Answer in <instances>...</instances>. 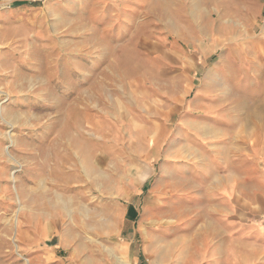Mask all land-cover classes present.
<instances>
[{
	"label": "rangeland",
	"instance_id": "1",
	"mask_svg": "<svg viewBox=\"0 0 264 264\" xmlns=\"http://www.w3.org/2000/svg\"><path fill=\"white\" fill-rule=\"evenodd\" d=\"M33 1L0 0V234L7 237L0 264L27 259L18 258L12 239L22 222L43 221L45 209L89 231L100 226V192L114 212L133 204L141 217L203 215L186 176L175 174L210 153L195 148L188 126L211 121L217 129L241 118L235 94L251 91L264 0H189L162 32L153 4L143 15L108 21ZM258 88L255 109L264 80ZM196 130L202 136L204 128Z\"/></svg>",
	"mask_w": 264,
	"mask_h": 264
},
{
	"label": "crops",
	"instance_id": "2",
	"mask_svg": "<svg viewBox=\"0 0 264 264\" xmlns=\"http://www.w3.org/2000/svg\"><path fill=\"white\" fill-rule=\"evenodd\" d=\"M63 1L52 5L71 6L72 11H93L108 21L116 15H143L153 4L155 22L162 32L164 25L175 23V12L185 8L189 0ZM23 5L26 4L17 7ZM15 12L22 13L16 9ZM59 15L61 18L62 13ZM112 28L111 24L106 26L107 30ZM262 45L264 41L254 40L250 94H235L233 110L242 113L241 118L221 121L217 129L211 121H202L203 125L194 120L189 123L195 146H202L204 151L209 148L210 153L201 159L194 155L190 166L175 174L185 175L187 192L206 205L203 215L141 217L133 204L117 206L114 212L113 201L107 200L109 195L100 192L97 197L103 204L98 205L95 215L100 226L90 231L79 226L80 221L73 216L63 217L50 209H45L43 221L34 218L30 226L22 222L12 244L18 258L27 259L16 264H264V102L254 108V94L259 95V81L264 80ZM241 67H246L244 62ZM244 76L247 75L240 74L237 79ZM224 78L219 76V80ZM199 127L204 128L202 136L197 134ZM217 138L218 144L205 142ZM12 142L18 143L15 139ZM13 184L17 190V182ZM125 190L128 193L130 186ZM183 224L186 226L182 227ZM18 236L21 243L16 246ZM115 237H119L116 242ZM5 239V233H1L0 246Z\"/></svg>",
	"mask_w": 264,
	"mask_h": 264
},
{
	"label": "built area",
	"instance_id": "3",
	"mask_svg": "<svg viewBox=\"0 0 264 264\" xmlns=\"http://www.w3.org/2000/svg\"><path fill=\"white\" fill-rule=\"evenodd\" d=\"M45 1H49V2H57V1H60V0H34L33 2H39V3H43Z\"/></svg>",
	"mask_w": 264,
	"mask_h": 264
},
{
	"label": "bare ground",
	"instance_id": "4",
	"mask_svg": "<svg viewBox=\"0 0 264 264\" xmlns=\"http://www.w3.org/2000/svg\"><path fill=\"white\" fill-rule=\"evenodd\" d=\"M11 179H12L13 183H16L17 182L16 176H15L14 173L12 174Z\"/></svg>",
	"mask_w": 264,
	"mask_h": 264
}]
</instances>
